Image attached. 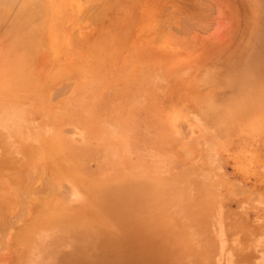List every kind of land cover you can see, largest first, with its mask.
<instances>
[{"label": "rangeland", "instance_id": "1", "mask_svg": "<svg viewBox=\"0 0 264 264\" xmlns=\"http://www.w3.org/2000/svg\"><path fill=\"white\" fill-rule=\"evenodd\" d=\"M26 1L0 0V264H264V0H42L22 26Z\"/></svg>", "mask_w": 264, "mask_h": 264}, {"label": "bare ground", "instance_id": "2", "mask_svg": "<svg viewBox=\"0 0 264 264\" xmlns=\"http://www.w3.org/2000/svg\"><path fill=\"white\" fill-rule=\"evenodd\" d=\"M2 1V0H1ZM10 2V1H9ZM2 3L3 2H1V6H3L2 5ZM4 3H6V2H4ZM3 3V4H4ZM8 3V2H7ZM6 3V4H7ZM47 4H48V2H47ZM5 5V4H4ZM50 5V4H49ZM48 6V5H47ZM50 8V7H49ZM2 9V8H1ZM9 9V8H8ZM6 10V9H5ZM4 10V12H6ZM45 10V5H43L42 4V0H27L26 1V3H25V5H24V8H23V11L21 12V14H20V17H19V22H18V24H20V25H22L23 26V23H25V22H29L31 19H35V16H38V15H41L42 13H43V11ZM46 10H47V7H46ZM2 12V11H1ZM8 12V11H7ZM10 15V14H9ZM19 16V15H18ZM21 18V19H20ZM38 18V17H37ZM46 17H44V18H42V20L41 21H43V19H45ZM21 21V22H20ZM22 23V24H21ZM46 23H45V21H44V23H43V25H45ZM58 24V23H57ZM30 26V25H29ZM32 27V26H31ZM34 29V28H33ZM32 29V30H33ZM22 30V29H21ZM28 31H31L30 29L28 30ZM27 31V32H28ZM20 32V31H19ZM35 32V31H34ZM36 34H38V33H36ZM19 35H21V34H19ZM26 36V35H25ZM31 36H33V35H31ZM26 37H29V40L30 41H32V37H30V35L28 34V36H26ZM34 38V37H33ZM36 38H38V37H36ZM35 39V38H34ZM36 40V39H35ZM13 43V42H12ZM11 45V44H10ZM21 47V50L22 49H26V47L25 46H20ZM34 47V46H33ZM35 48V47H34ZM9 49H10V47H9ZM12 56V55H11ZM10 57V56H9ZM12 59H13V57H12ZM12 59L10 60L11 62H12ZM20 62L22 63V61H23V57L22 58H20ZM9 61V62H10ZM6 62V61H5ZM31 63V62H30ZM21 67V66H20ZM24 68V67H23ZM21 69V68H20ZM19 71V70H18ZM18 73V72H17ZM12 185V184H11ZM115 201V205L114 206H116V205H118V204H120L119 205V207H117V209H118V212H120V214L121 215H123V216H131L132 214H131V211H133L134 209H135V204H134V202H137V200H135V199H133V198H131V196L126 192L125 194H124V196H122L121 198H116V199H112L111 200V202H114ZM106 208H112V206H110V205H106ZM49 213V212H48ZM53 221V220H52ZM130 221V220H129ZM155 222H158V221H155ZM43 224V223H42ZM149 224V222L148 221H146L145 223H139V222H136V223H131V221H130V225L131 226H140V227H143V226H147ZM160 224V223H159ZM38 225V223H36L35 224V227ZM130 226V227H131ZM40 228V227H39ZM139 230L140 231H138L137 230V227L136 228H132V233L134 232V235L133 236H131L130 238H128V239H126V244H128V243H130V242H133V241H136V240H139V239H141V238H146V239H148V240H150L151 238L149 237V232L148 233H146L147 232V228H139ZM146 232H145V231ZM38 231V230H37ZM131 231V230H130ZM136 232L137 233H139L141 236H139V237H137L136 236ZM142 232H144V234L142 233ZM158 233H160L158 230H157V234ZM156 234V235H157ZM155 235V234H154ZM158 237V236H157ZM147 240V241H148ZM106 241H107V239H106ZM153 243H157V242H153ZM160 249V251L162 252L163 251V248H161L160 246H158V243H157V245H156V247H154V248H150V246L149 247H147L146 249H138V250H136L135 252H133V254L131 255L130 253L125 257V259H124V262L122 261L121 262V264H125V262H127V260H128V256L130 255V260H132V261H134V260H136V258L138 257V255H139V253H144V252H146L149 256H150V253H152V252H154V251H157V249ZM132 253V252H131ZM64 258V257H63ZM106 260L107 259H101V260H97L98 262H99V264H102V263H104V264H107L106 263ZM65 261V260H64ZM73 264H90V262H88V261H86L85 260V256L83 255V254H79V252L78 253H76L75 254V256H73ZM111 262V263H110ZM59 263V262H58ZM65 263V262H64ZM109 264H116V262H115V260H113V259H109ZM156 264H159V263H156ZM160 264H161V262H160Z\"/></svg>", "mask_w": 264, "mask_h": 264}]
</instances>
